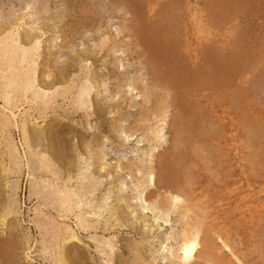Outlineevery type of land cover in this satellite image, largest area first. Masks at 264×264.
Masks as SVG:
<instances>
[{
	"label": "rangeland",
	"instance_id": "1",
	"mask_svg": "<svg viewBox=\"0 0 264 264\" xmlns=\"http://www.w3.org/2000/svg\"><path fill=\"white\" fill-rule=\"evenodd\" d=\"M133 3L0 0V39L12 31L22 45L40 44L35 51L34 80L35 90L42 94L38 103L29 102L33 93L26 98L14 96L17 128L3 107L0 84V114H7L12 121L4 133L0 127V214L10 205L15 212L9 215L7 225L0 224V264H55L60 247L70 251L73 259L79 257V264H120V258L133 264L136 255H143L145 264H178L169 254L178 246L169 237L180 232L178 221L182 216L175 210L166 223L163 217L168 211L147 206L140 199L148 181L146 171L152 166L157 176L166 166L174 170L176 183L195 201H205L203 206L209 205L211 218L212 214L220 217L223 235H229L244 261L264 264V0H200L199 6L196 0H184L182 9L176 11L181 15L174 21L177 25L166 20L169 15L151 18L166 24L160 33L150 25L153 22L139 21V9ZM196 10L205 25L202 33L195 23ZM213 35H218L219 59L207 50L216 39ZM154 39L177 42L180 49L173 63H190L182 71L187 80L183 89H171L155 81L149 49ZM186 46L192 49L191 55ZM173 67L161 68L170 72ZM94 74L100 80L98 84ZM45 78L52 87L44 85ZM134 86L141 88L132 90ZM163 109L168 111V122L162 126L163 139L158 142L151 138L150 130L158 124L155 115ZM25 119H31L27 125L29 147L23 141ZM4 136L12 138L18 147L13 160L7 156L9 147ZM153 150L155 159L149 166L148 155ZM40 152L56 162L52 171L42 167ZM54 155L74 162V180L68 181L66 166ZM3 166L12 172L5 174ZM137 166H142V174L130 169ZM66 182L87 195L96 207H79L75 199L74 211L66 210L68 207L52 194ZM92 184L96 187L91 188ZM146 189L147 193L155 191L158 197L169 196L165 188ZM101 211L106 212L97 219ZM79 214L87 219L85 227L79 224ZM118 217L125 220L122 226L116 221ZM60 226L75 231L78 239L68 243L54 239ZM12 235L23 242H19L16 253L7 247ZM216 242L217 247L222 246L218 239ZM27 247L33 248L30 257ZM222 255L226 261L231 259L229 251H222Z\"/></svg>",
	"mask_w": 264,
	"mask_h": 264
},
{
	"label": "bare ground",
	"instance_id": "2",
	"mask_svg": "<svg viewBox=\"0 0 264 264\" xmlns=\"http://www.w3.org/2000/svg\"><path fill=\"white\" fill-rule=\"evenodd\" d=\"M124 4H126L127 2L133 1V6L134 8H138V15L137 17H139V21L141 20L144 24L147 22H153L154 20H152L151 18L155 17L159 14L160 17L165 18V15H169L166 20L172 22L171 24H175L177 25V23H175V20H178L176 18L181 17V15L179 16L176 11L177 10H181L182 6L184 4V0H122ZM183 2V4H182ZM186 2V1H185ZM197 5H200V0H196ZM123 4V5H124ZM131 4V3H130ZM132 6V5H131ZM217 6V5H216ZM186 7V6H184ZM133 8V9H134ZM163 8V9H162ZM135 11V10H134ZM160 11V12H159ZM163 12V13H162ZM195 12V23L198 29V32L202 33L203 30L205 29V25L203 26L202 24V20L198 19L197 12L198 10L194 11ZM161 13V14H160ZM137 14V13H136ZM213 14V13H212ZM154 18V19H155ZM156 20V19H155ZM162 20V19H160ZM159 20V21H160ZM162 22V21H161ZM185 22V21H184ZM184 22H182L184 24ZM15 23V22H14ZM170 24V26L172 27V25ZM155 31L159 32V31H163L165 30V25L164 21L163 23H155L153 22V24H150ZM144 26V25H142ZM169 26V25H168ZM181 27V26H178ZM7 28V27H6ZM146 28H148V26L146 25ZM173 28V27H172ZM149 29V28H148ZM152 29V30H154ZM169 28H167L168 30ZM174 29V28H173ZM180 29V28H179ZM2 30V29H1ZM0 30V32H2ZM6 30V29H5ZM8 30V29H7ZM151 30V31H152ZM166 30V31H167ZM178 30V29H177ZM177 30H173L175 33L179 32ZM190 30V29H189ZM9 31V30H8ZM10 32L5 33V37H1L0 39V84L2 86V91L4 92L3 94V99H4V109L9 111V113L12 115L13 117V121H14V125L17 128H20L19 122H18V117L19 115L16 113V111H14V109L17 107L15 104H13V99H15V95L16 94H21L22 96H24L26 98L28 93H33L32 94V99L31 103H34L37 99L40 98V91L35 90V86H36V81L34 80V76L36 73L35 69V57H36V52L38 49V46L40 44L38 43H33L29 45H22L20 43V40L13 34ZM119 32V31H118ZM168 32H172V30H169ZM197 32V33H198ZM19 33V32H17ZM160 33V32H159ZM164 34L163 36H167V34L165 33H161ZM160 34V35H161ZM177 34V33H176ZM179 34V33H178ZM195 34V33H194ZM1 35V33H0ZM4 35V34H3ZM197 35V34H196ZM199 35V34H198ZM2 36V35H1ZM33 36V35H32ZM158 36V35H157ZM188 36V35H187ZM215 36V40L213 42L212 46H208L207 50L209 51V54L214 55V57L216 59L220 58V55L222 54H218V46L217 44V37L218 35H213ZM164 38V37H163ZM167 39V38H164ZM203 39V38H202ZM206 38V41L208 42L210 39ZM160 40V39H159ZM188 40V39H186ZM219 40V39H218ZM167 40L164 41H158L157 39L154 41H150L149 44V49L150 52L152 53V59L154 60V68H155V81L158 83V85H165L166 87H170L171 89H175V88H182L185 83L187 82L186 80V73L182 74V71H185V65L186 63L184 62H177V63H181V64H175L173 63V59L177 56V53H179L178 49H180V47L177 45L176 43H172V44H168L167 42H165ZM206 42V43H207ZM31 43V42H29ZM105 41H103V44L105 45ZM188 44V43H187ZM198 45V44H197ZM53 46V45H52ZM188 46V45H187ZM186 46V52L187 54L189 53V55H191L190 53H192V49H190L189 47ZM204 46V45H203ZM37 47V48H36ZM192 47V46H191ZM205 47V46H204ZM224 47V46H223ZM194 48V47H192ZM204 49V48H203ZM195 50V48H194ZM197 51H199L198 49H196ZM207 50L205 52H207ZM221 50V49H220ZM172 51H174L172 53ZM184 51V53H186ZM194 52V51H193ZM202 52V51H200ZM199 52V53H200ZM213 53V54H212ZM226 53V52H225ZM170 54V55H169ZM186 54V55H187ZM197 53H195L196 56ZM207 54V53H206ZM205 54V55H206ZM201 55V53H200ZM208 55V54H207ZM210 55V56H211ZM168 56V57H167ZM172 56V57H171ZM198 56V54H197ZM222 56V55H221ZM181 57V56H180ZM185 57V56H184ZM194 57V56H193ZM199 57V56H198ZM205 57V56H204ZM203 57V58H204ZM213 57V58H214ZM214 58V59H215ZM180 59V58H179ZM190 59V58H189ZM195 59V58H194ZM201 59V58H200ZM224 59V58H223ZM182 60V59H181ZM185 60V59H184ZM204 60V59H203ZM190 61V60H189ZM196 61V60H195ZM206 61V59H205ZM194 62V60H193ZM197 62V61H196ZM153 63V62H152ZM192 63V62H191ZM190 64V63H189ZM187 63V65H189ZM194 64V63H193ZM202 64V63H201ZM200 64V65H201ZM186 65V66H187ZM192 65V64H191ZM199 65V63H198ZM162 66H174L172 68V70L170 69L168 71H165L164 69H162ZM178 66V67H177ZM196 66V65H195ZM207 66V65H206ZM176 67V68H175ZM194 67V66H193ZM199 67V66H198ZM175 68V69H174ZM192 68V67H191ZM215 68V67H214ZM177 69V70H176ZM201 70V69H200ZM187 72L189 70H186ZM246 71V70H245ZM202 73V70H201ZM212 73V72H211ZM234 73V72H233ZM188 74V73H187ZM191 75V74H189ZM188 75V76H189ZM200 75V74H199ZM248 75V74H247ZM49 76V75H47ZM242 77V76H240ZM46 79V78H45ZM214 79V78H213ZM247 79V78H246ZM93 80L98 84L100 82L99 78L95 76L93 77ZM48 80L46 79V81L44 82L45 86H51V83L47 82ZM154 81V82H155ZM209 81V80H208ZM207 81V82H208ZM213 81V80H210ZM65 82V81H64ZM214 82V81H213ZM216 82V81H215ZM43 83V82H42ZM103 83V82H102ZM199 83V82H198ZM209 83V82H208ZM212 83V82H211ZM194 84V83H193ZM42 85V84H41ZM157 85V86H158ZM139 86H134V88L132 87V90H136V88H138ZM160 87V86H159ZM40 88V87H39ZM46 88V87H45ZM90 88V87H89ZM141 88V87H139ZM163 88V87H162ZM183 89V88H182ZM186 89V88H185ZM50 90V89H49ZM88 93V91H87ZM46 94V93H45ZM49 94V93H48ZM47 94V95H48ZM42 95V94H41ZM82 96L80 97L81 100H83V96L84 94H81ZM50 96V95H49ZM88 96V95H87ZM1 97V96H0ZM77 98V97H76ZM145 99V98H144ZM51 100V99H50ZM80 100V101H81ZM83 102V101H82ZM164 103V102H163ZM44 104V103H43ZM161 104V103H159ZM36 105V104H35ZM85 105V104H84ZM82 105V106H84ZM149 105V104H148ZM168 105V104H167ZM150 106V105H149ZM163 106V105H161ZM34 107V106H33ZM37 107V106H36ZM185 108V107H183ZM37 109V108H36ZM39 109V108H38ZM48 109V108H47ZM162 110V108H160ZM146 110V109H145ZM170 110V109H168ZM185 110V109H184ZM19 111L21 112V109H19ZM184 112V111H183ZM40 113V110L39 112ZM154 113V112H153ZM158 113V112H157ZM145 114V113H144ZM156 114V113H155ZM10 115V116H11ZM174 116V115H173ZM44 117V116H43ZM155 117L157 118V122L158 124L154 127H151L152 129L150 130L151 132V138L156 140V141H160L162 138L161 136V128L163 125L167 124V120H168V111L167 109H163L162 112H160L159 114L155 115ZM149 118V117H148ZM155 118V119H156ZM194 118V117H192ZM150 119V118H149ZM154 119V118H153ZM178 119V118H177ZM145 120V119H144ZM156 121V120H155ZM31 122V119H25L23 120V124H22V134H23V141L26 142V144L29 147V129L28 126L29 123ZM147 122V121H146ZM179 122V121H178ZM12 123L11 118H9V116L5 113L0 114V127H1V132L4 133L5 132V128L9 127L10 124ZM142 123V122H141ZM148 123V122H147ZM160 123V124H159ZM174 123V121H173ZM172 123V124H173ZM176 123V121H175ZM184 123V122H183ZM139 124V123H138ZM178 124V123H176ZM49 125V124H48ZM174 125V124H173ZM182 126V125H181ZM178 126H175L174 128H176ZM44 128V127H43ZM178 129V128H177ZM180 129V128H179ZM248 129V128H247ZM37 130V129H36ZM44 133V132H43ZM132 133V132H131ZM176 134V133H175ZM252 134V132H251ZM4 135V134H3ZM75 135V134H74ZM2 136V135H1ZM8 136V135H7ZM176 136V135H175ZM5 137V142L9 147V158L12 159L13 156H15L16 152H17V146L14 143L12 138H8L6 136ZM41 137V136H40ZM75 137V136H74ZM181 139V138H180ZM182 140V139H181ZM153 141V140H152ZM177 141V139L175 140ZM4 142V143H5ZM179 142V141H178ZM183 142V141H182ZM181 143V141L179 142V144ZM185 143V142H184ZM157 145V144H156ZM159 145V144H158ZM25 146V144H24ZM31 147V146H30ZM180 147V145H179ZM178 147V148H179ZM253 147V146H252ZM22 148V147H21ZM53 148V147H52ZM88 148V147H87ZM195 149H197L195 147ZM194 149V150H195ZM199 149V148H198ZM237 149V148H235ZM29 150V149H28ZM32 150V149H30ZM34 150V149H33ZM90 150V149H89ZM87 151V150H86ZM154 151L153 153L151 152L148 157H149V161L152 163L155 159L154 157ZM197 151V150H196ZM205 152V151H204ZM54 154V152H52ZM202 153V152H201ZM25 154V153H24ZM144 154V153H143ZM147 154V153H146ZM40 157H42V167L45 168V170H49L52 171L53 167L56 166V162L54 161V159H51L49 157V155H47L45 152H40L39 153ZM89 155V154H87ZM206 155V154H205ZM241 155V154H240ZM48 156V157H47ZM55 156V155H54ZM146 156V155H144ZM179 156V155H178ZM52 157V156H51ZM57 157V158H56ZM80 157V156H79ZM28 158V155H27ZM55 158L57 160H59L60 162H62V164L64 163V165L66 166V171H67V177H68V181L70 182L72 179L74 180L75 176H77V174H73V172L76 170L74 167V162L69 160L64 159V157L62 155L59 156H55ZM85 158V157H84ZM154 158V159H153ZM10 159V160H11ZM143 159V158H142ZM186 159V158H185ZM13 160V159H12ZM11 160V161H12ZM145 160V159H144ZM143 160V161H144ZM58 161V162H59ZM142 161V160H141ZM141 162V164L143 163V165L145 164L144 162ZM81 162V161H80ZM159 162V161H158ZM161 162V161H160ZM251 162V161H250ZM102 163V162H101ZM61 164V163H60ZM158 164V163H157ZM247 164V163H246ZM4 165V164H3ZM86 165V164H85ZM136 165V164H135ZM153 163L149 166H152ZM209 165V164H208ZM64 166V167H65ZM129 168V167H128ZM141 167L137 166L135 169H132L133 173H138V174H142L143 173V169H141ZM149 168V167H148ZM173 168V167H172ZM3 170L5 172V174H10L12 172V169L10 167L7 166H3ZM162 170V169H161ZM210 170V169H209ZM55 171V170H54ZM53 171V172H54ZM174 170H171L170 168H168L166 166V169L164 171H160L161 173H159V175L157 176V174L155 173V169L154 167H150L147 171H146V179H148L147 181V185L144 186V188L141 190L140 192V199L141 202L146 203L145 205L147 206H156L157 208H159L162 211H168L167 215L165 217H163V219L165 220L166 223L169 222V215L171 213H174L175 210L176 212L180 213V215L182 216L181 221H178V223H180L181 225V230L178 233L177 236H173L171 235L169 238H173L174 242H176L175 244H177V249L176 250H171V253H169L171 255V258L174 259V261L178 264H206L207 262L209 264H247V262L244 261V257H242V253L237 252V250L235 249V247H233V244L231 242V239L228 236L223 235V229L224 226L222 225V223H220V221L218 222V220L220 219V217L213 215L212 214V218L211 215L208 211V206H203L204 202L200 203L195 201V199L193 198V196L191 195V193L189 191L186 190V188H182L181 186H179L176 181L175 178L173 176V172ZM159 172V171H158ZM59 176L58 179H62V175L59 172H56ZM129 173V172H128ZM132 173V174H133ZM191 173V172H190ZM211 173V171L209 172V174ZM2 174V173H1ZM53 174V173H52ZM82 174V173H81ZM79 173L78 178L81 175ZM193 174V173H192ZM194 175V174H193ZM57 176V175H56ZM139 177V176H138ZM190 177V175H189ZM56 178V177H55ZM134 178V177H133ZM241 178V177H240ZM90 179V178H89ZM136 179V178H135ZM66 180V179H65ZM78 180V179H77ZM87 180V179H86ZM91 180V179H90ZM183 180V179H182ZM58 181V180H57ZM60 181V180H59ZM63 181V180H62ZM145 181V180H144ZM191 181V180H190ZM225 181V180H224ZM65 183L62 187L57 188L53 194L54 197H56L58 199V201L62 204L63 207H68L66 208V210L68 211H74V207L72 205L73 202H75V199L78 200V204L77 206H84V205H91V207H96L94 205V203L92 201H89L87 199V195H81L80 191H75L72 187L73 184L70 183ZM189 182V181H188ZM192 182V181H191ZM194 184V181L192 182ZM180 184V183H179ZM189 184H191L189 182ZM9 185V184H8ZM35 185V184H34ZM93 185V184H92ZM98 185V184H96ZM181 185V184H180ZM223 185V184H222ZM15 186V185H14ZM84 186V185H83ZM150 186H156L158 189H163L167 191V193H169V196L166 197V195H163L165 197H158L159 195H156L155 191L152 193H147L145 192ZM184 186V185H183ZM188 186V185H187ZM197 186V185H196ZM9 187V186H8ZM34 187V186H33ZM88 187V186H87ZM95 188V184L91 187V188ZM191 187V186H190ZM209 187V186H208ZM19 186H16V189L18 190ZM35 188V187H34ZM32 188V189H34ZM31 189V190H32ZM83 189V188H82ZM88 190V189H87ZM86 190V191H87ZM90 190V189H89ZM112 190V189H111ZM115 190V189H114ZM190 190V189H189ZM85 191V192H86ZM116 191V190H115ZM120 191V190H119ZM228 192V191H227ZM163 193V192H161ZM160 193V196H162ZM250 193V192H249ZM248 193V194H249ZM263 193V192H262ZM15 194V193H14ZM17 194V193H16ZM30 194V193H29ZM119 194V193H118ZM158 194V193H157ZM232 194V193H231ZM250 195V194H249ZM248 195V196H249ZM10 196V195H8ZM7 196V197H8ZM39 196V195H38ZM18 197V196H17ZM246 197V196H244ZM251 197V196H250ZM16 198V197H15ZM96 198V197H95ZM101 198V197H100ZM115 199V198H114ZM119 199V198H118ZM247 199V198H246ZM41 200V199H40ZM92 200V199H91ZM120 200V199H119ZM243 200V199H241ZM101 201V200H100ZM200 201V200H199ZM250 201V200H249ZM121 202V201H120ZM244 202H246L244 200ZM104 203V202H103ZM116 203V202H115ZM261 203V202H260ZM10 205V204H9ZM99 205V204H98ZM206 205V204H205ZM223 205V204H222ZM11 206V205H10ZM8 206L5 211L3 213L0 214V224L5 226L7 225V221H8V217L9 215L15 213L14 212V208ZM61 206V205H60ZM76 206V207H77ZM107 206V205H106ZM245 206V204H244ZM5 208V207H4ZM78 208V207H77ZM212 208V207H210ZM216 208V207H214ZM249 208V207H248ZM2 209V208H1ZM122 210V209H121ZM216 210V209H215ZM264 210V209H263ZM119 211V210H117ZM240 211V210H239ZM106 212V211H105ZM104 211H101L100 214L97 217V219L101 218L104 216L105 214ZM111 212V211H110ZM113 212V211H112ZM244 212V211H243ZM254 212V211H253ZM115 213V212H114ZM216 213V212H214ZM63 214V213H62ZM117 215V213H115ZM125 214V213H124ZM225 214V213H224ZM163 215V214H162ZM175 215V214H174ZM228 215V214H226ZM254 215V214H253ZM120 216V215H119ZM155 216V215H154ZM164 216V215H163ZM257 217V215H255ZM114 217V214L113 216ZM161 217V216H160ZM230 217V216H229ZM228 217V218H229ZM123 218V217H121ZM120 217H118L116 219L117 223L120 224L121 226L123 225V222L125 221L124 218L121 219ZM251 218V217H250ZM17 219V218H16ZM77 219L79 220V224L81 226H86L84 225V223H87V219L84 217L83 214H79L77 215ZM96 219V220H97ZM126 219V218H125ZM222 219V218H221ZM224 219V218H223ZM226 219V218H225ZM124 220V221H123ZM180 220V219H179ZM247 220V219H246ZM225 223L227 221L224 220ZM13 222V221H12ZM259 222H261L259 220ZM127 224V223H126ZM36 226V225H35ZM120 226V225H119ZM113 227V226H112ZM54 228V227H53ZM56 231V230H55ZM176 231V230H175ZM232 233V230H229ZM236 231V230H235ZM14 232V231H13ZM228 232V231H227ZM229 233V232H228ZM238 233V232H237ZM215 234L218 235V240L221 242L222 246H218L217 247V242L215 239ZM227 234V233H225ZM28 237V236H27ZM54 239H59L61 238L65 243L74 241L78 239V236L76 235L75 231L71 230L68 227H59L58 230L53 234ZM239 237V236H238ZM114 238V237H113ZM25 239V238H24ZM45 239V238H44ZM43 239V240H44ZM239 239V238H238ZM43 240H41L43 242ZM22 241V240H21ZM19 240V242H21ZM168 241V240H167ZM233 241V240H232ZM239 241V240H238ZM17 240L16 235H12V238H10V241L8 243V248L10 250V252H15L19 250V243ZM28 244L30 243L29 240L26 241ZM23 244V242H21ZM55 243V242H54ZM143 244V243H142ZM27 245V244H26ZM110 245V244H109ZM236 244H234L235 246ZM28 246V245H27ZM41 246V245H40ZM43 251L47 252L48 251V247L46 245L45 242H43ZM238 246V245H237ZM243 246V245H242ZM253 246V245H252ZM21 247V244H20ZM29 250L33 249L30 247H27ZM61 248V247H60ZM59 248V250L56 253L55 256V264H79V261L81 260H76L79 257H74V259L71 257V253L69 251L66 250H61ZM71 248V247H70ZM165 248V247H164ZM63 249V248H62ZM65 249V248H64ZM68 249V248H67ZM174 249V248H173ZM248 249V248H247ZM56 250V249H55ZM72 250V249H71ZM28 251V250H27ZM222 251H229L231 254V259H229V261H226V259L223 257L224 255H222ZM251 251V250H250ZM20 252V251H19ZM25 252V251H24ZM29 252V251H28ZM32 252V250H30V252L28 253V257H30V253ZM139 252V251H138ZM142 252V251H141ZM264 252V251H263ZM27 253V252H26ZM137 253V252H136ZM140 253V252H139ZM27 255V254H26ZM130 255V254H129ZM108 256V255H107ZM226 256V255H225ZM27 257V256H26ZM253 257V256H252ZM141 260H140V259ZM1 259V258H0ZM146 259V258H145ZM135 262L133 264H145L144 260V256L143 255H139V256H135ZM205 261V262H202ZM201 261V262H200ZM109 262H113L112 260H110ZM120 264H128L127 262H125L124 260H122L120 258ZM13 263V262H12ZM81 263V262H80ZM18 264V263H17Z\"/></svg>",
	"mask_w": 264,
	"mask_h": 264
}]
</instances>
